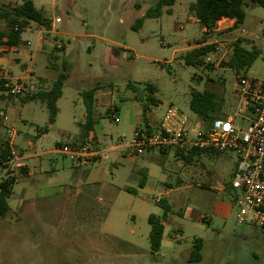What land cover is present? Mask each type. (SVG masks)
Returning a JSON list of instances; mask_svg holds the SVG:
<instances>
[{
  "label": "rangeland",
  "instance_id": "1",
  "mask_svg": "<svg viewBox=\"0 0 264 264\" xmlns=\"http://www.w3.org/2000/svg\"><path fill=\"white\" fill-rule=\"evenodd\" d=\"M23 1L0 0V12ZM29 1L50 20L59 18L54 28H42L52 30L42 34L52 47L37 50L40 26L33 23L16 51L4 55L7 47L0 44V69L13 77L31 71L26 94L48 90L61 73L66 79L51 125L43 103L0 99V115L7 118L0 124V153L10 152L7 130H13L12 149L23 157L7 164L9 155L0 162V182L16 179L7 199L10 210L0 218V264H264V228L236 223L238 192L230 186L235 155L204 152L185 162L173 150L154 159L112 150L143 124L138 100L160 117L174 108L188 118L190 134L206 127L189 108L192 91H213L221 102L219 118L233 115L235 72L225 63L241 39L243 48L259 52L247 73L264 78V7L244 0L241 25L225 21L202 31L188 9L193 0H174L156 18L144 15L159 0ZM5 28L0 18V30ZM199 42L214 46L203 59L206 68L182 59ZM98 82L105 84L99 90L108 99L94 107L90 142L79 136L85 121L82 93ZM148 85L155 87L156 106L147 101ZM114 107L118 123L111 119ZM70 141L89 143L100 159L79 166L53 152ZM156 197L170 212L164 220L167 235L151 253L148 217L163 213ZM197 238L203 240L202 259L188 263Z\"/></svg>",
  "mask_w": 264,
  "mask_h": 264
},
{
  "label": "built area",
  "instance_id": "2",
  "mask_svg": "<svg viewBox=\"0 0 264 264\" xmlns=\"http://www.w3.org/2000/svg\"><path fill=\"white\" fill-rule=\"evenodd\" d=\"M59 21L58 18L54 20L55 24ZM27 79L13 77L0 69V81H4L7 88L3 95L23 97L31 85ZM233 95L236 100L233 115L217 118L193 134H190L188 118L174 109H169L156 129H137L130 140L122 137L112 150H120L131 157L171 150L180 154L190 151L232 153L236 157V164L230 186L238 192L235 198L238 206L236 223H252L263 227L264 78H256L247 73V70L235 72ZM117 114L118 110L114 108L111 119L115 123L119 122ZM6 119L4 115H0V124ZM239 123L246 124V127L242 129ZM15 134V131L7 130L6 145L10 148L7 164L23 159L12 149ZM53 152L65 156L79 166H86L100 159L98 149L89 143L70 141ZM159 201L160 197H156L155 202Z\"/></svg>",
  "mask_w": 264,
  "mask_h": 264
},
{
  "label": "trees",
  "instance_id": "3",
  "mask_svg": "<svg viewBox=\"0 0 264 264\" xmlns=\"http://www.w3.org/2000/svg\"><path fill=\"white\" fill-rule=\"evenodd\" d=\"M253 4L263 6L264 0H250ZM174 0H159L156 5L149 8L144 15V18H156L161 15L162 8L170 6ZM244 0H193L188 6L189 11L194 15L197 22L206 30H210L216 26L217 22L221 19L234 20V25H241L245 18L244 13ZM170 13V10H167ZM0 18L5 21V30H0V44L8 47H16L21 41V34L29 27L30 24L48 29L50 27V19L46 17L45 13L34 7L33 3L29 0H24L21 4L11 7L9 10H2ZM143 19L135 21V27L142 25ZM242 40L239 39L233 45L232 56L225 63V66L232 69L234 72L247 70L250 65L255 61L259 52L256 49L247 50L241 46ZM214 50L213 45H205L199 42L197 47L190 50L183 56V61L186 65L190 66H203L207 67L203 62L204 57ZM66 76L64 73L58 75L57 79L52 83L51 87L46 90H38L35 93L26 94L20 97L22 102L39 101L43 103L48 110V123H54L57 115V100L62 95V89ZM98 82L90 89L82 93L84 106H85V122L80 125V138L86 139L88 134L93 129L94 123V93L101 86ZM7 90L4 81H0V99L4 98L3 92ZM147 90L151 95L147 101L150 104L155 103L152 94L155 92L153 85H148ZM10 97L11 96H5ZM148 106L143 105L142 115L145 116ZM190 110L200 119L203 124L208 126L213 120L219 118L218 113L221 109V102L218 100L216 94L211 90L192 91L189 99ZM203 152L190 151L187 154H180L185 162L191 161L192 156L201 154ZM9 155L7 149H1L0 162L5 161ZM25 174V169H21ZM15 177L10 176L6 180L0 182V218L4 217L10 207L7 203L13 185L15 184ZM146 183V175L143 174L139 180V187H144ZM125 191L135 193V190L130 187H125ZM162 207L163 213L161 217L149 215L148 224L150 225L149 231V246L150 252L156 253L161 247L163 236V221L170 212L169 204L160 199L157 203ZM264 228V226H263ZM203 247V240L197 238L193 241L192 247L188 256V263H198L202 259L201 250Z\"/></svg>",
  "mask_w": 264,
  "mask_h": 264
},
{
  "label": "crops",
  "instance_id": "4",
  "mask_svg": "<svg viewBox=\"0 0 264 264\" xmlns=\"http://www.w3.org/2000/svg\"><path fill=\"white\" fill-rule=\"evenodd\" d=\"M39 10H41V11H43V12H45L44 10H43V8H38ZM59 19V18H58ZM54 20L55 19H52V20H50V25H51V27L52 28H54L55 27V22H54ZM197 21V20H196ZM225 21H230L231 23H234V20H229V19H221L220 21H218L217 22V24L216 25H219L220 23H223V22H225ZM31 25V24H30ZM33 25V24H32ZM42 28H44V27H39V30H38V34L40 35V37H39V41H38V46H37V50H42V49H44V48H50V47H52V44H50L49 42H48V40L47 39H45V38H43V36H42V34L44 33V32H47V33H50V32H52V30H44V29H42ZM51 28V29H52ZM202 31H205L206 29H204L203 27H202ZM27 30V29H26ZM22 35V34H21ZM6 46V45H5ZM7 48L5 49V53H4V55H6V54H8V53H10V52H14V51H16V48L17 47H19V46H16V47H8V46H6ZM3 49H0V51H2ZM4 51V50H3ZM48 51V49L46 50V52ZM49 52V51H48ZM16 61H18V59L16 60ZM26 65L25 64H22V67L24 68ZM10 75V74H9ZM32 75V72L31 71H26V72H24V73H22V74H19V75H17V76H15L16 78H21V79H27V78H29L30 76ZM33 76V75H32ZM39 78V77H38ZM40 79H42V78H40ZM42 80H44V79H42ZM42 80H41V82H42ZM106 86L108 87L109 85H107L106 84ZM104 88H106L105 87V84L104 85H102L99 89L100 90H102V89H104ZM96 90V92L94 93V107H97V106H99L100 104H101V102H104L105 103V101L108 99V96H107V94L105 93V92H101L100 90ZM154 97H155V99H156V96H155V94L153 95ZM135 99V98H134ZM139 104H141V106L142 105H144V103H143V100H138L137 101ZM159 103V101L157 100V103H154V105L156 106L157 104ZM153 105V106H154ZM159 107V106H158ZM157 107V108H158ZM115 109H117L116 107H114ZM169 109H174V108H169ZM168 109V110H169ZM95 110V109H94ZM118 110V109H117ZM167 110V111H168ZM175 110V109H174ZM167 111H165V113L167 112ZM164 113V114H165ZM141 115H142V107H141ZM85 116H86V112H85ZM164 116V115H163ZM163 116H158L157 114H156V112H154L150 107H148L147 108V111H146V113H145V116H142V119H143V124L141 125V124H137L136 126H135V129H134V131L135 130H137V129H148V130H154V129H156L158 126H159V124L161 123V120H162V118H163ZM94 117H96V115H95V111H94ZM98 117V116H97ZM84 120H85V118H84ZM85 122V121H84ZM83 123H79V125H82ZM95 137H94V134H93V132L91 131L89 134H88V136L86 137V139L85 140H88V141H92V139H94ZM164 153H166V152H158V151H154V152H151V153H149V154H146L147 156H150L152 159H154L155 157H157V155L156 154H164ZM174 153H175V151H174ZM180 154V153H179ZM28 174V175H31L32 173H31V171H30V169H29V172H26V169H25V174ZM143 174H145L146 175V178H147V174H148V169L146 168L145 169V171H142V174H141V176L143 175ZM141 178V177H140ZM177 181H181L180 180V178H177L176 179V182ZM145 186V185H144ZM170 186V185H169ZM161 193H162V191H160ZM167 193H164V196L166 195ZM160 199H163V198H160ZM163 227H164V230H163V236L164 235H167L166 234V229H165V221H163ZM162 236V237H163ZM161 243H162V241H161Z\"/></svg>",
  "mask_w": 264,
  "mask_h": 264
}]
</instances>
